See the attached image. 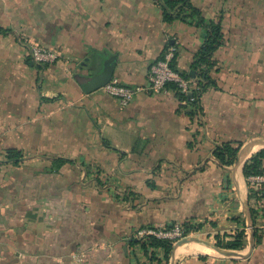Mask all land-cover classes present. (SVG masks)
<instances>
[{
  "label": "crops",
  "instance_id": "1",
  "mask_svg": "<svg viewBox=\"0 0 264 264\" xmlns=\"http://www.w3.org/2000/svg\"><path fill=\"white\" fill-rule=\"evenodd\" d=\"M221 19L216 84L191 119L173 90H140L129 104L103 88L87 93L74 71L116 60L113 79L150 84L151 65L170 45L176 66L192 63L205 29L196 17L166 21L161 0H0V264H148L128 242L136 229L187 220L169 264H264L256 244L245 162L264 148V0H190ZM55 51L38 63L31 45ZM192 76V74H190ZM242 143L222 166L218 143ZM24 151L19 165L8 148ZM72 160L52 170L53 159ZM247 227L241 249L218 234Z\"/></svg>",
  "mask_w": 264,
  "mask_h": 264
},
{
  "label": "trees",
  "instance_id": "2",
  "mask_svg": "<svg viewBox=\"0 0 264 264\" xmlns=\"http://www.w3.org/2000/svg\"><path fill=\"white\" fill-rule=\"evenodd\" d=\"M164 18L170 22L180 18L181 20H187L188 17H196L198 19V25L205 29L204 42L197 52L195 59L192 63V70L195 72V76L192 77L190 73L180 71L176 66V53L172 59V67L180 72L186 78H194L197 84L192 88L189 93L183 92L177 82L169 81L166 84L167 90H173L176 92L181 104L180 110L184 111L190 116L191 119L204 115V107L202 103V96L204 92L212 85L216 84L212 72L215 70L217 63L214 58L216 51L224 43V32L221 19H214L207 21L202 15V12L196 8L190 0H161ZM242 147V143L234 141H225L218 143L213 151L214 157L221 163L222 166H230L238 161L239 152ZM25 158L23 150L12 147L6 150V159L14 165H19ZM72 160L63 157L53 159L52 170H59L65 163ZM243 173L246 178L251 176L262 175L264 173V148H261L254 153L244 164ZM264 193L263 189H255L250 187L249 200H250V212L252 215V227L254 232V240L256 244H259L262 240L261 228L257 226L259 224V216L261 209H258L255 204L252 205L251 201L256 203L262 199ZM193 220H187L181 223L183 228V237L190 232L200 229L201 224L193 223ZM176 224L171 222L166 226H144L136 229L151 228L154 230L165 229L170 230ZM132 236L128 242L130 249H133L134 255L136 247H139L145 255L148 257L151 264H169L175 243L174 239L169 237H160L156 234H146L144 237L138 238ZM247 227L240 228L234 235L227 233L216 236L217 246L228 249H241L247 242ZM179 240V239H178ZM146 264V263H144Z\"/></svg>",
  "mask_w": 264,
  "mask_h": 264
},
{
  "label": "built area",
  "instance_id": "3",
  "mask_svg": "<svg viewBox=\"0 0 264 264\" xmlns=\"http://www.w3.org/2000/svg\"><path fill=\"white\" fill-rule=\"evenodd\" d=\"M30 50L31 56L38 63H50L58 58L55 51L49 50L40 44L31 45ZM176 50L174 45L168 46L162 57L151 65L150 84L148 87H137L121 83L118 79H112L102 88L110 95L117 97L124 105L129 104L140 90L146 89L153 92L167 91L166 84L169 81L177 82L183 92L189 93L197 84V81L194 78H186L172 67L171 63ZM247 180L262 186L264 184V173L262 175L251 176ZM146 234H156L160 237H169L177 241L183 237V228L181 224H176L170 230L144 228L136 232L138 238L144 237ZM148 264L151 263L148 262Z\"/></svg>",
  "mask_w": 264,
  "mask_h": 264
},
{
  "label": "water",
  "instance_id": "4",
  "mask_svg": "<svg viewBox=\"0 0 264 264\" xmlns=\"http://www.w3.org/2000/svg\"><path fill=\"white\" fill-rule=\"evenodd\" d=\"M116 60L113 56L105 59L103 69L94 73V68H89L87 72L79 71L75 74L76 78L79 80L85 92L90 93L104 87L109 83L114 76ZM192 77L194 73L191 72Z\"/></svg>",
  "mask_w": 264,
  "mask_h": 264
},
{
  "label": "rangeland",
  "instance_id": "5",
  "mask_svg": "<svg viewBox=\"0 0 264 264\" xmlns=\"http://www.w3.org/2000/svg\"><path fill=\"white\" fill-rule=\"evenodd\" d=\"M87 71H88V70H87ZM74 72H76V73H77L78 71H74Z\"/></svg>",
  "mask_w": 264,
  "mask_h": 264
}]
</instances>
